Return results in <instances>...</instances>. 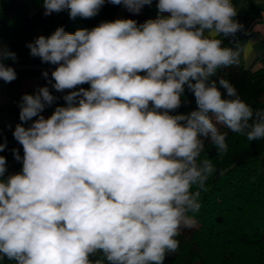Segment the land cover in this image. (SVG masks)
Listing matches in <instances>:
<instances>
[{
  "label": "clouds",
  "instance_id": "obj_1",
  "mask_svg": "<svg viewBox=\"0 0 264 264\" xmlns=\"http://www.w3.org/2000/svg\"><path fill=\"white\" fill-rule=\"evenodd\" d=\"M105 2L43 0L44 15L92 18ZM107 2L139 13L153 0ZM156 7L157 18L140 25L116 19L74 33L58 27L27 44L32 57L56 66L48 83L67 92L66 106L45 118L57 100L49 87L21 97L13 137L23 157L12 153L22 170L6 176L0 155V260L164 264L182 230L197 226L190 213L200 210L216 172L201 159L206 142L222 157L229 132L264 140V109L218 75L258 42L223 46L221 37L244 30L232 0H158ZM252 31L264 39V26ZM7 60L17 55L0 45V80L11 83L17 73ZM84 84L90 87L78 88ZM186 89L196 108L170 114L190 103L182 99ZM6 147L0 143V152Z\"/></svg>",
  "mask_w": 264,
  "mask_h": 264
},
{
  "label": "trees",
  "instance_id": "obj_2",
  "mask_svg": "<svg viewBox=\"0 0 264 264\" xmlns=\"http://www.w3.org/2000/svg\"><path fill=\"white\" fill-rule=\"evenodd\" d=\"M157 2L153 0L139 13L126 10L120 19H132L138 25L156 19L159 14ZM248 2L245 12L236 17L244 25V30L235 36L221 37L223 46H232L234 41L244 42L246 39L247 27L259 10L250 0ZM118 6L106 0L95 17L71 19L67 11L45 16L43 0H0V45L17 55L15 62L7 60L5 63L22 66L14 68L17 73L15 81L4 83L1 80L10 96L7 104L0 105V143L6 141L7 144L0 155L6 157V176L22 170V162L16 161L12 153V149H18L23 157V148L13 137L15 126L21 123L18 107L21 97L35 94L39 87L47 86L57 100L45 108V118L51 116L56 107L66 106L63 96L67 92H56L48 83L56 66L32 57L27 44L40 35L50 36L58 27L74 33L81 28L91 29L102 21H113ZM44 71L49 73L47 79L42 75ZM218 75L228 79L253 109H264V67L251 70L239 64L218 70ZM29 76H38L34 90L32 93L19 91V79ZM79 87L87 89L90 85ZM182 99L190 103L170 114H186L196 108L194 95L187 89ZM34 120L35 117L24 126L28 127ZM221 130L227 131L225 128ZM226 142L228 151L222 157L206 142L201 159H210L216 172L206 182L207 191L201 192L200 210L190 213L195 215L200 226L188 233L182 230L177 237L180 242L178 251L169 254L164 264H264V140L249 141L246 136L229 132ZM0 264H14V261L5 258Z\"/></svg>",
  "mask_w": 264,
  "mask_h": 264
},
{
  "label": "crops",
  "instance_id": "obj_3",
  "mask_svg": "<svg viewBox=\"0 0 264 264\" xmlns=\"http://www.w3.org/2000/svg\"><path fill=\"white\" fill-rule=\"evenodd\" d=\"M249 0H232L233 4L237 8L238 14L245 12L248 7ZM259 10L257 17L252 20V22L247 27V32L251 33V36L247 35L244 42L249 39H257L258 42L254 45L253 51L248 55V57L241 58V65L244 68L255 70L264 67V39L259 38V34L253 32L252 29L254 26L259 23L264 26V0H250ZM127 9L124 8L122 5H119L116 13L114 15L113 21L116 19H120L124 12ZM99 258V254L97 257H92V259Z\"/></svg>",
  "mask_w": 264,
  "mask_h": 264
},
{
  "label": "rangeland",
  "instance_id": "obj_4",
  "mask_svg": "<svg viewBox=\"0 0 264 264\" xmlns=\"http://www.w3.org/2000/svg\"><path fill=\"white\" fill-rule=\"evenodd\" d=\"M8 66H11L13 68H22V66H20V65H8ZM34 68H44V67L43 66L42 67L41 66H39V67L34 66ZM37 79H38V76H29V77H23V78L19 79V82H18L19 91L32 93V91L34 90L35 84L37 82ZM9 100H10V96H9L7 90L5 89L4 84L0 80V105L7 104L9 102ZM41 115H43L45 117V112H42ZM37 118L38 117H35V120ZM30 124H29V126H30ZM199 226H200V223H197V226L195 228H198ZM195 228H192V229H195ZM192 229H183V231L185 233H188L189 230H192Z\"/></svg>",
  "mask_w": 264,
  "mask_h": 264
}]
</instances>
